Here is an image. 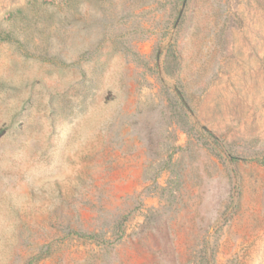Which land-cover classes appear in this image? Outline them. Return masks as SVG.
Here are the masks:
<instances>
[{"label":"rangeland","instance_id":"374dc122","mask_svg":"<svg viewBox=\"0 0 264 264\" xmlns=\"http://www.w3.org/2000/svg\"><path fill=\"white\" fill-rule=\"evenodd\" d=\"M0 264H264V0H0Z\"/></svg>","mask_w":264,"mask_h":264}]
</instances>
